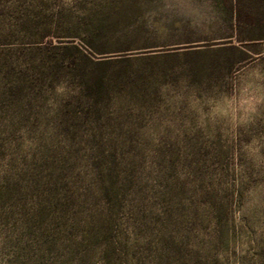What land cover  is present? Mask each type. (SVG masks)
Returning <instances> with one entry per match:
<instances>
[{"label":"rangeland","instance_id":"374dc122","mask_svg":"<svg viewBox=\"0 0 264 264\" xmlns=\"http://www.w3.org/2000/svg\"><path fill=\"white\" fill-rule=\"evenodd\" d=\"M257 22L264 0H0V264H264Z\"/></svg>","mask_w":264,"mask_h":264},{"label":"trees","instance_id":"16d2710c","mask_svg":"<svg viewBox=\"0 0 264 264\" xmlns=\"http://www.w3.org/2000/svg\"><path fill=\"white\" fill-rule=\"evenodd\" d=\"M249 9L244 8V6L239 3H233L230 5L229 7V17H230V22H231V26L234 27V29H241L242 26H244L245 20L247 21V19H252V15L250 16L247 15ZM246 12V13H245ZM250 22H254V21H250ZM249 30H256V29H264V23H256V24H249ZM92 82H82L81 85L86 89V90H90L92 91V93L95 94H99V91L102 89V78L101 77H97V78H91ZM92 97V96H91Z\"/></svg>","mask_w":264,"mask_h":264}]
</instances>
